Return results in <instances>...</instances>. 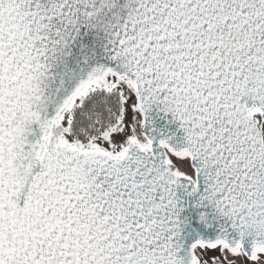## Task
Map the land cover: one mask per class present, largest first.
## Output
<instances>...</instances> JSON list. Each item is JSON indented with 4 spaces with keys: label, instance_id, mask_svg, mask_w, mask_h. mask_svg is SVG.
Returning a JSON list of instances; mask_svg holds the SVG:
<instances>
[{
    "label": "snow or ice",
    "instance_id": "1",
    "mask_svg": "<svg viewBox=\"0 0 264 264\" xmlns=\"http://www.w3.org/2000/svg\"><path fill=\"white\" fill-rule=\"evenodd\" d=\"M0 264H264V0H0Z\"/></svg>",
    "mask_w": 264,
    "mask_h": 264
}]
</instances>
